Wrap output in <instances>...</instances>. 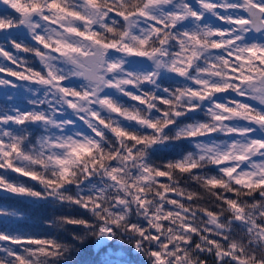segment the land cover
Instances as JSON below:
<instances>
[{
  "label": "snow or ice",
  "instance_id": "obj_1",
  "mask_svg": "<svg viewBox=\"0 0 264 264\" xmlns=\"http://www.w3.org/2000/svg\"><path fill=\"white\" fill-rule=\"evenodd\" d=\"M0 74V264H264V0H0Z\"/></svg>",
  "mask_w": 264,
  "mask_h": 264
},
{
  "label": "trees",
  "instance_id": "obj_2",
  "mask_svg": "<svg viewBox=\"0 0 264 264\" xmlns=\"http://www.w3.org/2000/svg\"><path fill=\"white\" fill-rule=\"evenodd\" d=\"M193 188H196V185H192ZM32 215L37 214V210L33 209L31 210ZM113 248H119V246L115 243L112 244ZM123 252L127 256L130 264H141L140 258L127 246L123 247ZM98 253L96 249L92 245V241H89L88 244L82 249V251L79 253L78 259L79 264H97L98 260ZM211 264V262H210Z\"/></svg>",
  "mask_w": 264,
  "mask_h": 264
},
{
  "label": "rangeland",
  "instance_id": "obj_3",
  "mask_svg": "<svg viewBox=\"0 0 264 264\" xmlns=\"http://www.w3.org/2000/svg\"><path fill=\"white\" fill-rule=\"evenodd\" d=\"M1 75H3V74H1Z\"/></svg>",
  "mask_w": 264,
  "mask_h": 264
},
{
  "label": "flooded vegetation",
  "instance_id": "obj_4",
  "mask_svg": "<svg viewBox=\"0 0 264 264\" xmlns=\"http://www.w3.org/2000/svg\"><path fill=\"white\" fill-rule=\"evenodd\" d=\"M1 75V74H0Z\"/></svg>",
  "mask_w": 264,
  "mask_h": 264
}]
</instances>
